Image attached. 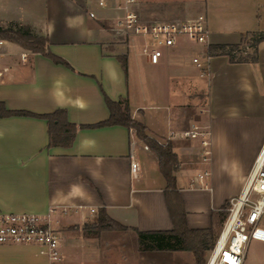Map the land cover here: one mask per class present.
<instances>
[{"label": "crops", "instance_id": "crops-1", "mask_svg": "<svg viewBox=\"0 0 264 264\" xmlns=\"http://www.w3.org/2000/svg\"><path fill=\"white\" fill-rule=\"evenodd\" d=\"M138 8L150 21L203 15H157L142 4ZM117 15L99 8L97 0H0V26L29 27L32 35L47 40V52L69 65L9 41L0 46V103L5 109L33 115L63 110L78 127L71 145L50 146L46 119L0 117V214L48 218L60 234L61 264H79L71 254L81 243L76 234L84 233L101 211L141 232L173 229L157 156L133 129L93 127L110 118L107 99L127 101L132 118L149 137L172 145L179 161L177 191L192 229L216 224L212 212L240 194L264 143V116L231 114L227 105L219 110L212 97L225 79L246 82L256 68H264V42L256 63H231L227 56L207 60L204 46L182 40L164 48L160 62L152 64L143 50L131 54L130 41L123 44L113 37L109 29ZM207 21L211 45H238L243 35L257 33L242 30L237 20L217 26ZM120 57L127 59V70ZM195 58L210 66L206 85ZM194 126L205 133L208 146L203 138H177ZM239 132L244 135L241 147L232 138ZM132 162L138 164L135 173ZM230 178L235 179L233 189L225 185ZM0 264L50 262L38 246L17 244L0 245Z\"/></svg>", "mask_w": 264, "mask_h": 264}, {"label": "built area", "instance_id": "built-area-1", "mask_svg": "<svg viewBox=\"0 0 264 264\" xmlns=\"http://www.w3.org/2000/svg\"><path fill=\"white\" fill-rule=\"evenodd\" d=\"M97 5L101 9L118 13L111 28L119 39L129 42L133 37H139L149 41L145 44L143 53L152 64H158L163 49L175 47L181 36L204 46L207 60L210 58L207 53L211 45L210 32L205 15L185 20L145 23L138 12V0H97ZM90 16L96 18L93 12ZM3 41L0 40V46L4 44ZM22 58L25 59L26 55ZM3 59L4 54L0 53V60ZM194 63L201 69L202 77H209L208 63L204 65L201 58H195ZM177 138H203V144L209 145L205 133L197 126L179 132ZM137 170L138 164L132 162V171L135 173ZM226 212L225 222L215 246L210 250L207 264H245L250 244H264V143L240 194L230 199ZM17 244L38 246L50 264L63 262L60 234L46 217L0 214V245Z\"/></svg>", "mask_w": 264, "mask_h": 264}, {"label": "rangeland", "instance_id": "rangeland-1", "mask_svg": "<svg viewBox=\"0 0 264 264\" xmlns=\"http://www.w3.org/2000/svg\"><path fill=\"white\" fill-rule=\"evenodd\" d=\"M138 0L139 4L144 6L145 11L154 10L157 15L160 14H176L186 12L189 15L203 14L213 22L215 26L223 22L241 21V29L250 32H264V0ZM249 1L251 4L249 5ZM147 8V9H146ZM255 9V12L253 11ZM144 11V12H145ZM138 12L145 23H154L161 21H150L147 17H143L140 9ZM145 14V13H144ZM146 15V14H145ZM253 16V17H251ZM175 19H169V21ZM178 20V19H176ZM110 32L116 40L122 41L113 32ZM133 40L134 43H131ZM188 41L198 45L196 42L190 41L186 37H179L178 42ZM142 38L133 37L130 40V53L135 51L142 52L145 44ZM251 36L247 37L246 43L242 45L236 53L237 58L251 59L254 56V50L250 47ZM264 60V52L261 53ZM229 58V57H228ZM251 80L246 82H236L229 84L227 80L217 84L213 90L214 99L221 110L227 105L226 111L235 115H244L246 117L264 116V68L263 66L256 68L251 74ZM206 77L203 78V85H206ZM213 88V87H212ZM225 112V111H224ZM222 112H218V114ZM263 124H261L262 126ZM259 126V125H258ZM260 127V126H259ZM235 143L241 147L244 141V135L240 132L233 134ZM199 139V138H198ZM225 185L234 188L235 179L230 178ZM230 189V190H232ZM237 197V196H236ZM230 199L223 204L218 211H213L216 224L210 228L213 229L214 235L217 237L221 227L226 219V208ZM98 216V215H97ZM97 217L93 218L88 224H94ZM207 228V229H210ZM79 241L85 243L77 244L72 249L73 262L79 264H196L192 252L189 251H169L155 247L149 240L140 242V238L133 230H103L100 233H81L76 234ZM210 251L206 253L205 264H207ZM245 264H264V244L252 242L248 248Z\"/></svg>", "mask_w": 264, "mask_h": 264}, {"label": "trees", "instance_id": "trees-1", "mask_svg": "<svg viewBox=\"0 0 264 264\" xmlns=\"http://www.w3.org/2000/svg\"><path fill=\"white\" fill-rule=\"evenodd\" d=\"M249 35H243L242 41L238 45H210L207 53L210 57L227 56L231 63L258 62V46L264 42V32L251 34L250 47L254 50V56L251 59L237 58L236 53L240 47L246 43ZM0 40L15 43L31 51L40 53L53 59L56 63L69 66L65 61L57 59L47 52V40L43 37L34 36L27 26L18 28L0 26ZM122 65L127 70V59L120 57ZM107 105L110 110V118L93 127L122 125L133 129L138 138L152 151L158 158L160 170L167 183V202L171 215L173 229L171 231L141 232L134 228L126 227L111 219L105 211H101L94 224L85 225L84 233H100L103 230H133L140 238V242L149 240L155 247L162 250L189 251L192 252L196 264H205L206 253L213 249L216 243V237L213 229H192L188 226L184 204L177 191L176 173L179 170V161L174 153L170 143L160 144L147 135L146 127L132 118L130 107L127 101L114 102L107 99ZM12 115L36 116L48 121V132L50 136V146H69L71 145L77 133L78 127L67 121L66 112L56 111L53 114L33 115L27 112H12L5 109L3 103H0V117ZM144 240V241H143Z\"/></svg>", "mask_w": 264, "mask_h": 264}]
</instances>
